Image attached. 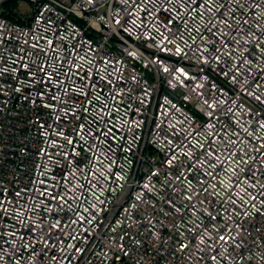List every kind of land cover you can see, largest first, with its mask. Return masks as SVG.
Returning a JSON list of instances; mask_svg holds the SVG:
<instances>
[{
    "label": "built area",
    "instance_id": "built-area-1",
    "mask_svg": "<svg viewBox=\"0 0 264 264\" xmlns=\"http://www.w3.org/2000/svg\"><path fill=\"white\" fill-rule=\"evenodd\" d=\"M0 0V264H264V0Z\"/></svg>",
    "mask_w": 264,
    "mask_h": 264
},
{
    "label": "rangeland",
    "instance_id": "rangeland-1",
    "mask_svg": "<svg viewBox=\"0 0 264 264\" xmlns=\"http://www.w3.org/2000/svg\"><path fill=\"white\" fill-rule=\"evenodd\" d=\"M26 1H24V0H21L19 3H18V6H17V8H16V10L15 11H25V10H27L28 8H27V4L25 3Z\"/></svg>",
    "mask_w": 264,
    "mask_h": 264
}]
</instances>
